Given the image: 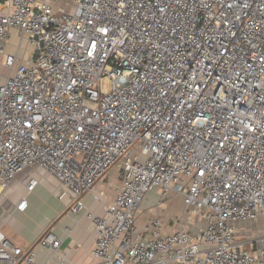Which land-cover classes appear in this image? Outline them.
<instances>
[{
    "label": "built area",
    "instance_id": "1",
    "mask_svg": "<svg viewBox=\"0 0 264 264\" xmlns=\"http://www.w3.org/2000/svg\"><path fill=\"white\" fill-rule=\"evenodd\" d=\"M13 35L32 46L23 62ZM0 60L13 71L0 193L39 167L79 213L118 167L113 201L88 213L98 264L264 263V234L242 241L234 224L264 216V0H0ZM23 182L29 193L39 179ZM152 190L183 211L139 228ZM61 242L47 231L36 245L62 257ZM33 248L0 225V264H35Z\"/></svg>",
    "mask_w": 264,
    "mask_h": 264
},
{
    "label": "crops",
    "instance_id": "2",
    "mask_svg": "<svg viewBox=\"0 0 264 264\" xmlns=\"http://www.w3.org/2000/svg\"><path fill=\"white\" fill-rule=\"evenodd\" d=\"M27 58H20V62ZM28 177L39 179L34 192L28 193L26 190L25 193L14 196L12 193L14 185L20 181L24 184L23 181ZM120 182L119 168L115 167L106 179L100 180L96 184L93 192L83 196L85 208L79 213H75L72 211L75 201L73 195L67 191L63 193V187L53 175L39 167L27 169L18 175V178L11 183L6 191L0 193V225L5 234L24 250L34 247L35 264H98L92 256V251L97 244V236L88 213H104L107 205L113 201ZM153 191L155 192L153 195H150L149 192L147 196L148 201H150V197L155 198V203L151 202L154 205L147 208L144 205L149 202L145 203L137 214L139 228L147 219L144 213L154 211L152 215L157 213L163 216L167 222H173L183 211L180 196H177L176 199H180L179 202L182 206L176 205L174 209L173 206H170L169 200L158 206L159 196L156 190L151 192ZM24 197L28 200V207L22 211L17 206ZM201 226L202 222L198 219L190 225L193 233L199 231ZM47 231H52L61 239L59 252L63 255L62 257L53 255L51 250L36 245L38 239Z\"/></svg>",
    "mask_w": 264,
    "mask_h": 264
},
{
    "label": "rangeland",
    "instance_id": "3",
    "mask_svg": "<svg viewBox=\"0 0 264 264\" xmlns=\"http://www.w3.org/2000/svg\"><path fill=\"white\" fill-rule=\"evenodd\" d=\"M19 44H20V47L18 48ZM17 51H18L19 58L29 57L30 53L32 51V46L30 45V43L27 40L20 42L19 37L17 35H13L10 39L8 52H12V53L15 52L16 53ZM10 71H11V68L4 66L0 62V83H3V81H5L4 79H5V77H7L10 74ZM16 178H18V176ZM25 188H26L25 185L20 181L19 183L14 185V189L12 190V193L14 196H17V194L25 193L26 192ZM153 193H155V192L153 191V192H150L149 194L153 195ZM158 196L160 197L159 193H158ZM170 198L166 199V200L170 201L169 204H170V206H173L174 209H175L176 205H181V203L179 202L180 199H178V200L176 199L177 195H172ZM149 200L150 201H148V196L146 195L141 206L143 207V205L147 202H149V203L145 204L144 206H146L147 208L151 205L153 206L154 205L153 203H155V198L150 197ZM152 201H154V202L151 204ZM153 213H154V211L152 213L151 212L144 213L145 218H148ZM235 226L239 231V238L240 239H242L244 241L247 240V238L254 239V238L264 234V216H258V218H256V219H245V220L235 221Z\"/></svg>",
    "mask_w": 264,
    "mask_h": 264
}]
</instances>
